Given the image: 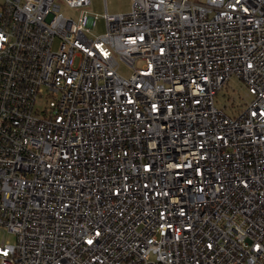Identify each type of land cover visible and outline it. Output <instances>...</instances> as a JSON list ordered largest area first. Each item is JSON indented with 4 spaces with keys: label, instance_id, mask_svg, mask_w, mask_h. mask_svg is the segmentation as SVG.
<instances>
[{
    "label": "built area",
    "instance_id": "obj_1",
    "mask_svg": "<svg viewBox=\"0 0 264 264\" xmlns=\"http://www.w3.org/2000/svg\"><path fill=\"white\" fill-rule=\"evenodd\" d=\"M62 4L91 0H2L0 264H264V0H133L95 38Z\"/></svg>",
    "mask_w": 264,
    "mask_h": 264
},
{
    "label": "rangeland",
    "instance_id": "obj_2",
    "mask_svg": "<svg viewBox=\"0 0 264 264\" xmlns=\"http://www.w3.org/2000/svg\"><path fill=\"white\" fill-rule=\"evenodd\" d=\"M133 0H91V4L84 8H70L66 4H62L61 12L64 16L77 20L82 11L88 12L90 18H97L96 25L92 28L89 34L90 38L103 35L106 32V20L105 14L110 15H125L132 10ZM2 6V0H0V12ZM54 50H58L59 42L54 45ZM142 63L138 62L136 66H140ZM119 73L125 78H129L133 69L126 63L119 62ZM252 96L249 94L246 85L238 78H231L228 83L225 84L223 89L218 93L216 97L217 104L220 108H223L229 115L236 114L238 110L244 108ZM227 106V107H226ZM3 242L10 245L15 244L16 238L8 232H0V244Z\"/></svg>",
    "mask_w": 264,
    "mask_h": 264
}]
</instances>
